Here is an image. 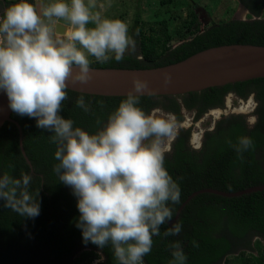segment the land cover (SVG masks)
<instances>
[{"label":"clouds","instance_id":"1","mask_svg":"<svg viewBox=\"0 0 264 264\" xmlns=\"http://www.w3.org/2000/svg\"><path fill=\"white\" fill-rule=\"evenodd\" d=\"M94 8L96 0H0V93L13 113L52 134L57 161L52 171L75 198L82 243L95 245L99 259L110 248L117 264H145L153 237L178 236L183 230L173 221L181 188L165 167L179 122L161 108L140 106L150 89L136 76L106 120L97 121L96 131L62 115L70 82L91 79L89 57L120 62L135 46L126 23ZM75 103L91 111L83 95ZM255 123V117L247 121L249 128ZM226 143L241 160L254 149L247 135ZM32 183L27 172L18 178L0 174L3 207L19 217H38L39 192L31 191ZM169 251V264H187L180 241L171 242Z\"/></svg>","mask_w":264,"mask_h":264},{"label":"trees","instance_id":"2","mask_svg":"<svg viewBox=\"0 0 264 264\" xmlns=\"http://www.w3.org/2000/svg\"><path fill=\"white\" fill-rule=\"evenodd\" d=\"M251 1L255 5L249 6L248 10L259 17L264 10V0ZM196 19L191 13L189 22L181 26L192 36L170 46L165 22H161L163 36L150 24L148 30L151 35L146 37L142 31L144 22L140 13L136 12L129 35L138 45V50L130 49L120 62L94 61L90 67L152 68L183 60L200 50L219 45L241 43L264 46V17L229 19L192 31ZM177 33L180 36L183 34L181 30ZM228 93L240 98L253 95L256 123L249 128L247 119L240 115L224 117L213 130L205 132L200 149L187 146L186 134L180 133L176 137L172 151L165 159L166 169L181 188V200L173 206V218L179 206L194 191L213 188L235 192L264 184V77L180 96H141L140 106L145 111L160 105L180 118L181 106L195 110L196 117H199L211 108L222 106ZM67 94L69 99L63 104L62 115L73 119L76 126L89 132L96 131L97 121L106 120L107 114L124 98L90 95L69 89ZM81 95L90 106L88 113L75 103ZM11 117L21 127L23 148L32 164V171L20 152L16 125L6 121L0 128V174L7 172L17 178L22 172L31 174V191L34 194L39 192L40 214L34 219L19 217L0 202V264H70L68 257L83 243L80 230L75 226L78 216L75 198L70 188L60 183L52 171L57 162L54 159L55 145L50 142L52 134L37 128L35 121L27 116L12 112ZM241 135L251 136L254 141V149L245 152L242 160L226 143L229 139L235 143ZM178 221L183 225L178 236L153 237L152 251L144 257L145 264H169V244L177 240L182 243L187 264L220 262L233 246L249 243L252 236L264 240V190L231 197L199 193L183 206ZM167 227V224L162 226L161 232ZM194 241L197 246H193ZM88 245L95 247L91 243ZM104 251L106 264H117L111 249L105 248ZM87 256L89 253L84 252L72 264H81ZM247 262L264 264V253L253 254Z\"/></svg>","mask_w":264,"mask_h":264},{"label":"water","instance_id":"3","mask_svg":"<svg viewBox=\"0 0 264 264\" xmlns=\"http://www.w3.org/2000/svg\"><path fill=\"white\" fill-rule=\"evenodd\" d=\"M91 79L82 84L72 81L68 89L90 95L125 96L132 89V78L140 77L148 82L150 92L142 96H180L188 92H200L210 87L264 77V46L255 44H225L200 50L183 60L152 68H98L90 67ZM7 98L0 94V128L9 121L18 129L20 152L32 171V164L22 143V130L11 117ZM264 190L263 185L248 187L235 192L204 188L192 192L176 211L174 220L183 206L195 195L210 192L226 197Z\"/></svg>","mask_w":264,"mask_h":264},{"label":"rangeland","instance_id":"4","mask_svg":"<svg viewBox=\"0 0 264 264\" xmlns=\"http://www.w3.org/2000/svg\"><path fill=\"white\" fill-rule=\"evenodd\" d=\"M93 11H100L107 17L120 19L128 25L129 32L136 12H139L140 18L144 22L142 31L146 37L151 35V31L148 30L150 24L158 34L163 36L161 22H165L170 46H175L192 36L190 32L181 27H184V23L189 22L191 13L195 14L197 18L195 25L191 27L192 31L203 30L212 23L225 22L229 19L246 20L264 17V10L259 17L255 16L239 0H96V8ZM178 30L182 31L181 36L178 35ZM134 49L138 50L136 43ZM89 59L91 62L95 61L93 57H89ZM254 107L255 100L252 94L246 98H240L234 93H228L222 106L207 110L199 117H196L195 110L186 109L183 106L179 111L180 118L160 105L154 108H161L165 112L174 114L179 122L178 134L184 133L190 142L199 144L203 140L205 132L210 131L224 117L240 115L247 120L255 117L253 115ZM239 247L220 264H251L245 262L251 259L253 254L264 253V240L252 236L249 243L243 242ZM89 264H94L93 260Z\"/></svg>","mask_w":264,"mask_h":264},{"label":"flooded vegetation","instance_id":"5","mask_svg":"<svg viewBox=\"0 0 264 264\" xmlns=\"http://www.w3.org/2000/svg\"><path fill=\"white\" fill-rule=\"evenodd\" d=\"M242 4H244L245 6H246V8L248 9V8H250L249 6H251L252 4V7L255 5V3L253 2V1H251V0H245V1H240ZM255 106H256V103H255ZM154 108V107H153ZM152 108V109H153ZM255 108V107H254ZM212 109V108H211ZM210 110V109H209ZM169 112H171V111H169ZM248 121V120H247ZM215 127V126H214ZM214 127L211 129V130H213L214 129ZM179 135V134H178ZM177 135V136H178ZM186 143H187V146L188 147H190V148H193V149H200V147L202 146V141H201V143H199L198 145H199V147H197V144L195 143V142H190V140L189 139H187V141H186ZM178 218H179V216L174 220L173 219V221L174 222H179L178 221ZM169 226V225H168ZM240 247L239 246H237V247H235V246H233L232 247V249H231V251L229 252V253H227V254H225L224 256H223V259L222 260H220V262H216V263H213V264H220L222 261H225L226 259H227V257L229 256V255H231V254H233L236 250H238ZM84 252H88L89 253V256H87V258L86 259H84V260H82L80 263L82 264H89V262H91L92 260H93V262H94V264H106L107 263V257H106V254H105V251L103 250V257L102 258H98V249L96 248V246L95 247H92V246H90V245H84V244H82V245H79V247H77L74 251H73V253H72V255L71 256H69L68 257V260H69V263L70 264H72L74 261H75V259L79 256H81ZM238 252H240V251H238ZM145 262V261H144Z\"/></svg>","mask_w":264,"mask_h":264},{"label":"snow or ice","instance_id":"6","mask_svg":"<svg viewBox=\"0 0 264 264\" xmlns=\"http://www.w3.org/2000/svg\"><path fill=\"white\" fill-rule=\"evenodd\" d=\"M197 147H199V145L197 144Z\"/></svg>","mask_w":264,"mask_h":264},{"label":"bare ground","instance_id":"7","mask_svg":"<svg viewBox=\"0 0 264 264\" xmlns=\"http://www.w3.org/2000/svg\"><path fill=\"white\" fill-rule=\"evenodd\" d=\"M229 103V102H228Z\"/></svg>","mask_w":264,"mask_h":264},{"label":"built area","instance_id":"8","mask_svg":"<svg viewBox=\"0 0 264 264\" xmlns=\"http://www.w3.org/2000/svg\"><path fill=\"white\" fill-rule=\"evenodd\" d=\"M1 94V93H0Z\"/></svg>","mask_w":264,"mask_h":264}]
</instances>
